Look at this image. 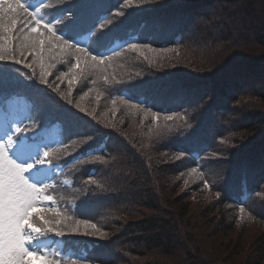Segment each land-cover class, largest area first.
<instances>
[{
	"label": "trees",
	"instance_id": "1",
	"mask_svg": "<svg viewBox=\"0 0 264 264\" xmlns=\"http://www.w3.org/2000/svg\"><path fill=\"white\" fill-rule=\"evenodd\" d=\"M100 1L67 0L45 10L49 21L70 12L58 34L109 57L92 74L77 70L69 86L72 74L63 73L75 57L45 44L46 78L71 92L73 105L54 97L72 112L76 128L72 122L68 129L60 112L46 113L41 93L30 92V86L45 85L39 56L20 54L28 29L11 40L0 32V44L21 60L0 62V115L10 113L5 91L23 97L30 107L17 109L19 125L36 120L39 127L16 138L24 136L40 153L60 154L45 165L46 192L54 197L45 216L59 210L107 233L84 235L94 230L81 224L79 233L49 234L40 246L60 251L67 264H264V0H132L130 7L125 0ZM28 2L36 7L44 0ZM118 10L125 17L112 16ZM109 18L119 28L98 30ZM129 43L185 56L158 63L131 51ZM26 63L33 64L34 79H27L32 69ZM104 103L119 107L100 116ZM146 125L159 133L145 147L136 136ZM78 136L89 142H72ZM118 141L123 150L117 152ZM246 217L263 224L257 236H245L239 226Z\"/></svg>",
	"mask_w": 264,
	"mask_h": 264
},
{
	"label": "snow or ice",
	"instance_id": "2",
	"mask_svg": "<svg viewBox=\"0 0 264 264\" xmlns=\"http://www.w3.org/2000/svg\"><path fill=\"white\" fill-rule=\"evenodd\" d=\"M64 3H66V0H56L55 5H53L44 0L39 6L32 7L29 5L28 0H0V32L10 34L2 38L11 40L15 31L23 34L25 29H28L20 43L21 56L23 57L25 51L39 56L42 68L41 83L52 93H56L61 100L73 105V100L69 98L71 92H61L58 86L49 83L46 78L48 73L44 71L43 65L45 44L49 45V51L59 46L61 52L75 57V63L72 64L68 72L63 73L64 76L72 74L67 81L69 86L77 80V70H79L80 74H92L109 57L94 54L88 48L79 46L58 34V25L68 20L71 17V13L65 14L63 20L49 21L45 15V10ZM131 5L132 0H125V6L130 7ZM124 13V11L118 10L112 13V16L120 17ZM114 21L115 19L110 18L104 20L98 25V30L108 27ZM128 48L133 52L139 51L141 48H148L149 51H154L150 45H142L140 43H129ZM116 54L119 55V53ZM10 57L15 64L21 63V60L14 58V51H10L0 44V62H7ZM25 67L32 69V74L28 75L27 79H34L35 69L33 64L26 63ZM50 67H54V65ZM3 95L6 106L10 111L30 107L28 102L21 96L12 95L7 91ZM83 98L81 96V100ZM135 106L137 105H133V107ZM74 107L79 112L89 115L79 102H76ZM154 115L158 117L159 114L155 113ZM166 119L172 120L173 117L167 116ZM30 122L27 126H16L11 135L4 140H0V264H67L63 260L60 251L50 253L45 250L46 247H37L36 245L42 241L43 237L49 234L64 237L67 233L63 229L68 226L66 222L72 220V217L62 215L59 210H55L54 218L46 217L45 213L53 211L51 207L46 206V202L54 200V197L46 192L50 185L44 183V178L49 174L43 173L42 178L37 176L36 179H32L27 175L37 165H52L53 158L59 159L60 154L53 149H45L35 163H21L10 155V150L16 146L15 138L19 134L34 131L39 127V121L33 120ZM87 142L89 141H82V143ZM27 150V145L21 147V151ZM183 155L185 153L181 152L176 159H180ZM95 159L101 163H106L102 156H96ZM192 171L195 172L196 169L193 168ZM200 179H204L202 173L200 174ZM92 182L95 183V181ZM205 184L208 186L207 181H205ZM240 210L243 212V207ZM74 224L75 227L72 228V234L79 233L80 225L83 224L86 229L94 230L91 232L85 231L84 235L93 237H104L107 235L95 223H91L88 220H76ZM71 264H78V262L73 260Z\"/></svg>",
	"mask_w": 264,
	"mask_h": 264
},
{
	"label": "rangeland",
	"instance_id": "3",
	"mask_svg": "<svg viewBox=\"0 0 264 264\" xmlns=\"http://www.w3.org/2000/svg\"><path fill=\"white\" fill-rule=\"evenodd\" d=\"M112 1V0H111ZM66 3L69 4L66 0ZM101 6L104 5H108L110 4V0H101L100 1ZM68 10H72V6H68L67 7ZM95 14V13H94ZM126 14V13H125ZM123 17H125L123 15ZM119 23L115 20L111 25H109L108 27L104 28V29H117L119 28ZM148 50V48H141L138 52L139 54H145V55H150V58L147 57L148 59H150L151 61H157L158 63L163 62V61H172L175 60L176 61H183L184 56H185V52L184 53H180V52H171L168 51L166 53H161V52H155V51H145ZM46 56H48L45 52L43 53V62L45 64H47V62L49 63V60L46 58ZM140 56V55H139ZM40 58V57H39ZM49 69V66H48ZM47 69V70H48ZM40 70L42 71V68L40 67ZM46 70V67H44V71ZM46 70V71H47ZM99 70V68L97 69ZM127 70H124V73H126ZM96 72V70H95ZM36 87L30 86L31 90V94L34 96H37L39 94V92L41 93V96H43L44 100H45V111L48 114L53 115L56 112H60L59 115L63 118L66 119V123L65 125L68 127V129H72V122H73V128H76L77 125H75V122L73 121L75 118L72 116V112L67 109L66 107H64V105L60 102V100H57L54 97V93H52L49 89H47L45 86L44 88H41V85L36 84ZM40 87V88H39ZM119 106H114L111 103H104L99 111V115L101 116V114H105L106 111H109V109H116ZM129 108V107H128ZM122 113H128V110L126 109H122ZM101 113V114H100ZM19 121V118L16 114V110L12 111L10 117L8 118H4V116H0V138L3 137L5 138V135L7 134L8 131H10L11 129H13V127L11 125L14 126L15 123H17ZM11 126V128H10ZM83 129V125H81L80 127H78L77 132L81 133ZM69 131V130H68ZM159 132H156V129L154 128H150L147 125L144 126L143 130L141 131L140 135L136 136V139L139 141L140 144H143V146H148V142ZM7 137V136H6ZM79 139H72V142L76 143V144H80L82 143V141H84L83 139H81L80 136H78ZM143 141V142H142ZM26 145L25 143L21 142L20 140H16V146L10 150V153H12L11 155H14L13 157L15 159H18L19 161H22L24 163L28 162V159H31L32 157L36 156V154L38 153V151L33 148L32 146L28 147L27 151H21V147ZM115 149L116 151H121L123 150V145L118 141L115 142ZM81 169V168H80ZM86 171V169H84L83 171L81 170V172L84 174ZM31 175H33V179H36L37 175H36V171L33 169L32 173H30ZM43 174V173H42ZM42 174H41V178H42ZM107 203V202H106ZM105 203H102L101 205H96L93 207L90 206L89 211L91 212V209L94 211H98L100 210L102 207H104ZM95 205V204H94ZM244 221V224H239V226L241 227V229H244V233L245 236H251V235H255L257 236L259 234V232L263 229V224L260 223L259 221H255L250 217H246L243 219H241V222ZM67 227H65L63 230L69 233H72V228L75 227L74 224V220H70L67 221ZM48 251V250H46ZM49 252V251H48Z\"/></svg>",
	"mask_w": 264,
	"mask_h": 264
}]
</instances>
